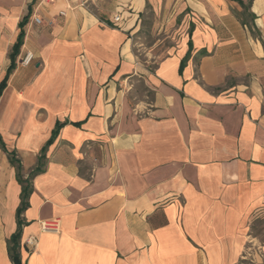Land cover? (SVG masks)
<instances>
[{
  "label": "crops",
  "instance_id": "1",
  "mask_svg": "<svg viewBox=\"0 0 264 264\" xmlns=\"http://www.w3.org/2000/svg\"><path fill=\"white\" fill-rule=\"evenodd\" d=\"M240 1L253 20L235 0H0V82L32 11L0 98L26 176L61 125L32 180L23 263L264 264V0ZM148 10L169 45L142 63ZM20 194L0 148V264ZM51 219L59 232L41 230Z\"/></svg>",
  "mask_w": 264,
  "mask_h": 264
},
{
  "label": "trees",
  "instance_id": "2",
  "mask_svg": "<svg viewBox=\"0 0 264 264\" xmlns=\"http://www.w3.org/2000/svg\"><path fill=\"white\" fill-rule=\"evenodd\" d=\"M237 1L240 5L243 6L244 8V16L247 17V19H251L253 20L254 15L249 14L248 10L250 9V1L247 5H243V3L240 0H235ZM31 7H29V13L24 16L20 22L18 23V26L20 28V32L18 34L17 37V42L13 45V47L11 48L10 52H9V56H10V60H11V64L8 67V71L7 74L5 76V78L0 82V98L1 95L3 93V91L5 90L6 86H7V82L9 77L12 75V73L15 71V67L17 65V61L20 55V51L21 48L24 45V38L26 35V26L27 23L30 20L32 11L30 10ZM248 23L247 21L243 22ZM264 45V44H263ZM189 48L191 49V42L189 44ZM192 50V49H191ZM203 54H206L205 51H203ZM190 56V54H189ZM189 56H187L182 62H181V69L186 65L185 63L187 62V60L189 59ZM61 128V125H58L57 128L55 129L51 139L49 140V142L47 143V145L41 150V155L38 159V163L36 165V168L34 169L33 172H31L30 174H28L27 176L25 175V170L24 167H22L20 160L17 158V154L14 151H10L7 149L6 144L4 143V141L2 140L1 136H0V148L1 150L5 153L8 154V157L10 159V163L12 165L13 168H15L16 171V180L17 182L20 184L21 186V201H20V205L18 207V211H17V216H16V224H18L17 230L15 233H13L8 241H7V246H8V255L9 258L12 262V264H25L22 261V252H21V236H22V231H23V227L26 225L25 224V220L23 218V215L26 211V209L29 207V201L31 198V194L33 193V179L36 177V175H38L39 173L44 172L45 170V165H46V154H47V148L49 146V144H51L53 142V140L55 139V137L57 136L59 129Z\"/></svg>",
  "mask_w": 264,
  "mask_h": 264
},
{
  "label": "rangeland",
  "instance_id": "3",
  "mask_svg": "<svg viewBox=\"0 0 264 264\" xmlns=\"http://www.w3.org/2000/svg\"><path fill=\"white\" fill-rule=\"evenodd\" d=\"M142 19L143 29L140 33L134 36L133 50L135 51L139 61L143 63L145 60H147L148 53L154 54L155 59H160L167 53L166 47L169 44L167 39L157 36V30L153 27L155 19L149 10L147 13H145L144 18ZM155 44L156 46H154ZM154 62L155 60L152 57L149 64L151 66H155V64H153Z\"/></svg>",
  "mask_w": 264,
  "mask_h": 264
},
{
  "label": "built area",
  "instance_id": "4",
  "mask_svg": "<svg viewBox=\"0 0 264 264\" xmlns=\"http://www.w3.org/2000/svg\"><path fill=\"white\" fill-rule=\"evenodd\" d=\"M62 15H64V13H62ZM120 20H121V15L117 14V15L112 17L111 23L113 26H117L118 22ZM35 21L37 23H40L39 18H36ZM24 54L25 55L22 56L20 59V63L22 65H25V66L30 65L33 62V59L35 58V54H33L30 51H26ZM40 224H41V230L43 232L52 233V232H59L60 231V223H58V220H56V219L42 221V222H40ZM25 246L28 249V251H32V249H34L36 246V239H34V238L28 239L25 242ZM250 250L251 249H248L247 253ZM241 261H250L251 264H255V260H252V259L250 260L249 255H247V254L242 256Z\"/></svg>",
  "mask_w": 264,
  "mask_h": 264
}]
</instances>
